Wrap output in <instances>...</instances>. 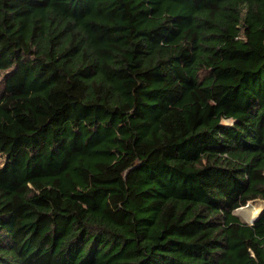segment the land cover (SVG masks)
<instances>
[{
  "label": "trees",
  "instance_id": "trees-1",
  "mask_svg": "<svg viewBox=\"0 0 264 264\" xmlns=\"http://www.w3.org/2000/svg\"><path fill=\"white\" fill-rule=\"evenodd\" d=\"M0 153V264H264V0H0Z\"/></svg>",
  "mask_w": 264,
  "mask_h": 264
},
{
  "label": "rangeland",
  "instance_id": "rangeland-1",
  "mask_svg": "<svg viewBox=\"0 0 264 264\" xmlns=\"http://www.w3.org/2000/svg\"><path fill=\"white\" fill-rule=\"evenodd\" d=\"M225 122H230V120H225ZM5 162V156L0 153V166ZM264 208V201L257 199L251 201L248 205L239 207L236 209L235 213L240 216L244 222H251L253 219L258 217Z\"/></svg>",
  "mask_w": 264,
  "mask_h": 264
},
{
  "label": "water",
  "instance_id": "water-1",
  "mask_svg": "<svg viewBox=\"0 0 264 264\" xmlns=\"http://www.w3.org/2000/svg\"><path fill=\"white\" fill-rule=\"evenodd\" d=\"M247 205H248V204H247ZM263 210H264V208H263ZM262 212H263V211H262ZM262 212H261V213H262ZM260 215H261V214H260ZM254 220H255V219H253L251 222H253ZM251 222H250V223H251Z\"/></svg>",
  "mask_w": 264,
  "mask_h": 264
}]
</instances>
